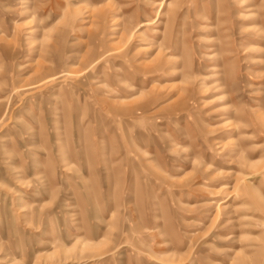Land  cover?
Returning a JSON list of instances; mask_svg holds the SVG:
<instances>
[{
  "label": "rangeland",
  "instance_id": "1",
  "mask_svg": "<svg viewBox=\"0 0 264 264\" xmlns=\"http://www.w3.org/2000/svg\"><path fill=\"white\" fill-rule=\"evenodd\" d=\"M0 264H264V0H0Z\"/></svg>",
  "mask_w": 264,
  "mask_h": 264
}]
</instances>
